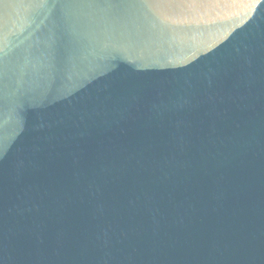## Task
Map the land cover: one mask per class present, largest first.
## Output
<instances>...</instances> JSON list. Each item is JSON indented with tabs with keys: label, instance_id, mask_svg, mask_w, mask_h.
<instances>
[{
	"label": "water",
	"instance_id": "water-1",
	"mask_svg": "<svg viewBox=\"0 0 264 264\" xmlns=\"http://www.w3.org/2000/svg\"><path fill=\"white\" fill-rule=\"evenodd\" d=\"M0 264H264V0H0Z\"/></svg>",
	"mask_w": 264,
	"mask_h": 264
}]
</instances>
